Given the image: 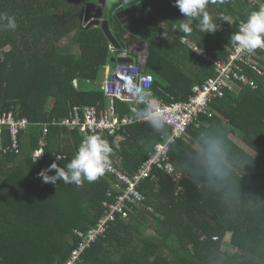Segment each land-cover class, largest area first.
<instances>
[{"label":"trees","instance_id":"obj_1","mask_svg":"<svg viewBox=\"0 0 264 264\" xmlns=\"http://www.w3.org/2000/svg\"><path fill=\"white\" fill-rule=\"evenodd\" d=\"M100 1L0 0V13L17 23L15 31L0 28V117L30 123L20 132V153L13 150L8 125L0 136V264H68L80 245L77 232L97 227L122 196L109 173L79 187L45 183L38 175L52 163L66 166L86 137L64 124L75 107L115 106L121 117L130 112L128 104L102 90L109 68L120 63L102 27L91 25L101 21L86 22L90 6ZM250 1L209 0L206 10L218 29L200 32L194 20L189 44L173 29L184 19L174 0H108L105 20L122 50L130 49L135 60L145 55L144 63H136L154 77L156 98L172 104L187 101L195 86L214 76L215 67L191 44L228 61L231 34L264 3ZM140 43L146 54L135 53ZM258 62L264 73V52ZM247 75L256 90H226L208 110L211 116L189 128L190 142L173 145L172 160L188 177L186 194L175 196V185L165 177L143 183L147 201L131 205L126 219L117 215L107 236L78 264H264V76L251 70ZM165 133L149 123L102 137L113 150L109 166L133 176ZM211 141L218 142L216 163L209 158ZM39 150L43 161L34 160ZM230 233L235 255L223 249Z\"/></svg>","mask_w":264,"mask_h":264},{"label":"built area","instance_id":"obj_2","mask_svg":"<svg viewBox=\"0 0 264 264\" xmlns=\"http://www.w3.org/2000/svg\"><path fill=\"white\" fill-rule=\"evenodd\" d=\"M250 4L255 5L253 0ZM194 45L197 44H191V47L193 48ZM197 47L202 50L197 53L202 55L205 62L215 67V72L214 76L207 79L205 83L195 86L194 94L187 101L166 104L156 98L152 89L154 77L144 74L143 68L136 63V60L144 63L145 55L140 54L139 59L135 60L131 50L125 49L119 52L118 58L132 59L133 62L120 63L114 69L110 67L106 79L102 82V90L113 100L119 99L128 104L129 114L121 117L115 106L106 111H99L95 107L84 109L75 107L72 118L64 121L65 125L73 130L78 129L85 136L95 134L104 138L118 137L120 131L135 124H160L161 128L169 131L168 134L161 136V142L154 145L149 152L148 159L133 176L123 174L115 166H109L106 169L104 174L109 173L117 179L114 186L120 189L122 196L117 198L114 205H110L97 227L89 231L77 232L80 245L72 253L68 264H78L80 257L87 250L105 238L112 222L116 221L117 215L126 219L131 211V205L141 207L147 201L140 192L143 183H158L161 177H165L175 185V196L185 195V182L188 177L178 170V166L172 160L173 145L187 137L191 126H201L199 122L201 116L210 115L208 110L211 105L217 97L224 96L226 90L237 91L238 88L244 89L245 87L256 90L255 80L247 75L249 70L257 77L264 76L261 64L258 62V55L264 52V49L249 52L233 46L230 49L228 61H222L214 58L199 45ZM138 50L139 47L136 48V51ZM5 125H8L11 130L13 150L20 153V145H18L20 132L27 129L30 123L26 119L17 122L13 116L0 117V136L2 127ZM34 160L43 161L44 151H37L34 154Z\"/></svg>","mask_w":264,"mask_h":264},{"label":"clouds","instance_id":"obj_3","mask_svg":"<svg viewBox=\"0 0 264 264\" xmlns=\"http://www.w3.org/2000/svg\"><path fill=\"white\" fill-rule=\"evenodd\" d=\"M208 3L209 0H174L173 6L177 7L184 17V19L179 20L178 24L177 22L173 23V29L178 28L179 32L184 34L180 37L181 43H188L187 37L193 32L194 20L197 21L196 30L200 32L215 33L217 31L218 25L214 22L213 16L206 10ZM0 28L15 31L17 28L15 16L0 13ZM230 40L233 46L249 52L264 49V3L260 5L257 11H252L249 14L247 20L241 23L239 31L231 34ZM197 46L198 44L194 45L192 51L201 52L202 50ZM137 47H139L138 51H136ZM134 51L136 54L142 53L144 51L143 45L141 43L136 45ZM117 59L121 58L117 56ZM154 126L162 127L160 124H154ZM217 150L218 142H209V158L213 163H216ZM112 151L107 140L99 135H88L82 140L75 155L66 166L58 167L56 163H52L48 169L42 170L38 175L45 183L55 185L62 180L65 184H74L79 187L84 181L94 182L104 174L110 165ZM60 159L61 157H56L57 161ZM53 170H55V175L47 174ZM217 171H219L218 168Z\"/></svg>","mask_w":264,"mask_h":264},{"label":"water","instance_id":"obj_4","mask_svg":"<svg viewBox=\"0 0 264 264\" xmlns=\"http://www.w3.org/2000/svg\"><path fill=\"white\" fill-rule=\"evenodd\" d=\"M115 4L117 0H112ZM108 10V0H101L99 4H95L90 6L89 11H87L86 22H90L93 19L99 20L101 22H96V25L101 26L107 35L108 39H110L111 44L118 50H122V45L119 44L117 38L113 35L111 31L110 22L105 20L106 13ZM134 14V11H127V15ZM129 37V35H127ZM131 42L138 43V40L131 38ZM144 53H147V48L144 49ZM114 62L119 63H132V59H115Z\"/></svg>","mask_w":264,"mask_h":264},{"label":"rangeland","instance_id":"obj_5","mask_svg":"<svg viewBox=\"0 0 264 264\" xmlns=\"http://www.w3.org/2000/svg\"><path fill=\"white\" fill-rule=\"evenodd\" d=\"M92 26L96 25V21L91 23ZM113 54H117L118 52L114 50ZM113 68H115L114 66H112ZM193 147L198 151V154L202 157L204 156L205 151L199 147L198 144L193 143ZM231 237L232 234L230 233L229 236L226 238L224 245H223V249L224 251H228L230 252L232 255H235V248L233 247L232 243H231Z\"/></svg>","mask_w":264,"mask_h":264},{"label":"crops","instance_id":"obj_6","mask_svg":"<svg viewBox=\"0 0 264 264\" xmlns=\"http://www.w3.org/2000/svg\"><path fill=\"white\" fill-rule=\"evenodd\" d=\"M240 92V91H239ZM239 92H237V93H239ZM186 140H188L189 142H190V136H189V134L187 135V137L185 138ZM195 144H197V143H195ZM192 145H193V143H192ZM194 148V147H193ZM195 149V148H194ZM196 150V149H195ZM197 151V150H196ZM197 153H198V151H197Z\"/></svg>","mask_w":264,"mask_h":264},{"label":"flooded vegetation","instance_id":"obj_7","mask_svg":"<svg viewBox=\"0 0 264 264\" xmlns=\"http://www.w3.org/2000/svg\"><path fill=\"white\" fill-rule=\"evenodd\" d=\"M124 17H126V15H124Z\"/></svg>","mask_w":264,"mask_h":264}]
</instances>
